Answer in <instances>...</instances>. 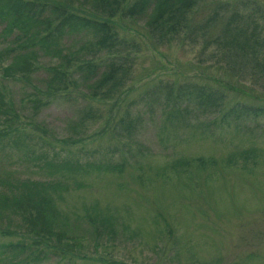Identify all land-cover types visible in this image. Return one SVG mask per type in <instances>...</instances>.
Listing matches in <instances>:
<instances>
[{
  "label": "rangeland",
  "instance_id": "obj_1",
  "mask_svg": "<svg viewBox=\"0 0 264 264\" xmlns=\"http://www.w3.org/2000/svg\"><path fill=\"white\" fill-rule=\"evenodd\" d=\"M50 1L107 23L111 40L66 27L46 39L50 52L39 49L29 74L39 92L5 77L0 56V244L41 250L38 260L1 253L0 264H264V119L221 121L232 103H255L239 93L250 85L241 70L184 34L148 41L125 3L111 19L92 0ZM11 37L0 38V55ZM51 68L76 85L50 99L40 92ZM216 79L237 89L222 115L191 107L181 118L148 101L166 85ZM28 189L43 210L38 226L45 216L52 232L38 245L21 221Z\"/></svg>",
  "mask_w": 264,
  "mask_h": 264
},
{
  "label": "trees",
  "instance_id": "obj_2",
  "mask_svg": "<svg viewBox=\"0 0 264 264\" xmlns=\"http://www.w3.org/2000/svg\"><path fill=\"white\" fill-rule=\"evenodd\" d=\"M234 1L112 0L108 3L107 0H92L91 4L99 10L100 15L113 19L125 3V18L136 26L140 25L144 30L145 38L148 41L153 40L156 45L166 44L184 34L188 36L189 41L199 42L205 48L213 46L219 53L217 64L225 65L233 72L235 68L241 70L238 78L242 81L247 80L250 85L244 93L240 91L239 93L256 103L237 101L232 103L223 114L221 112L225 106L222 102L223 96L232 89L233 92L237 89L232 83L230 85L216 79L210 86L185 83L177 87L166 85L161 91L152 92L150 96H153L149 97L148 101H155L162 109V113L169 115L171 113L183 118L189 108L193 107L205 116L223 114L222 122L264 119V26L258 25V20L264 21L262 18L264 1L259 4L254 0ZM64 6L62 3L50 0H0L2 26L0 38L4 40L8 35H12L11 45L4 47L0 55L1 58H5L4 60H9L2 70L5 77L19 75L24 79H21V82L39 92L29 78L37 61L36 58L40 56L39 49L47 51V47L43 46L44 41L60 37L65 33L66 28L71 33L80 29L90 30L94 34L99 33L100 44L111 40L107 23L80 17L66 10ZM48 52L50 50L42 54ZM83 68L87 70L82 78L83 83L86 84L94 73L89 65ZM50 70L52 73L42 80L43 94L40 92L46 98L51 99L69 85H76L75 79L65 84L68 78L64 72L54 71L52 68ZM109 80V74L103 75L101 83ZM95 93L97 94L96 91ZM89 94L91 95L92 92ZM28 193H31L29 189L24 193L25 197H22L27 202L23 207L28 206L25 215L21 216V221L27 226L25 227L27 236L37 240L34 245H38L40 241L47 242L44 237L49 238L48 235L51 236L52 232L50 224L44 219L45 216L38 226L43 210L41 207L35 208V204L30 205ZM35 226H38L36 230ZM39 247L40 245L33 250L25 251L27 247L25 249L20 244L5 243L0 244V254L26 253L25 257L28 259L33 260L28 257L33 255L34 259L38 260L41 251ZM19 248H22V251H18Z\"/></svg>",
  "mask_w": 264,
  "mask_h": 264
}]
</instances>
